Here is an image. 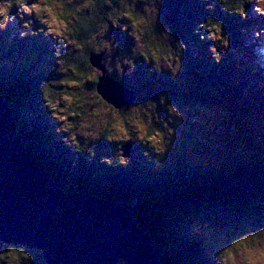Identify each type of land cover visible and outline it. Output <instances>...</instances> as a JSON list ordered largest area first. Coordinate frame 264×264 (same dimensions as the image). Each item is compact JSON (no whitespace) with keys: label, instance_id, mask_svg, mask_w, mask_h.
<instances>
[{"label":"trees","instance_id":"1","mask_svg":"<svg viewBox=\"0 0 264 264\" xmlns=\"http://www.w3.org/2000/svg\"><path fill=\"white\" fill-rule=\"evenodd\" d=\"M105 3L107 0H99V4ZM115 7L114 3L111 8L100 9L95 15L77 13L80 18L72 26L70 38L80 47L73 45V48L59 50L56 54L62 66L68 69L65 72L55 69L45 73L35 70L33 66L30 69L22 65V62L10 61L6 55L12 51V47L30 50L38 38H34L29 47L23 44L9 45L0 32V95L8 103L16 132L25 150L65 193L83 191L129 208L135 225L145 230L153 242L158 264H222L229 251L241 252L248 247L264 246V175L259 168L243 169L241 160L237 163L235 160L227 161L224 157H218L214 165L209 163L200 166L186 160L176 161L172 165L171 159L169 162L168 158L162 156L166 155L165 149L144 155V151L140 153L137 139H134L129 141L135 144L132 143L137 162L127 170L125 164L109 166L101 163L96 152V157L88 160L89 153H74L65 141L52 138V122L44 123L39 115L45 103L44 95L53 98L54 89L63 81L78 79L94 97H99L95 93L99 75L92 73L94 67L89 60L91 53L98 52L87 44L90 35L97 31L98 23H107L109 29H115L113 33L121 41L122 48L134 46V38L120 32L109 19ZM248 7L249 14L245 21L230 15L227 10L220 12L217 7V18L222 22L223 29L231 34V47L223 54L221 62L215 63L211 54L206 52L211 41H199L198 36H190L192 22L202 18L205 12L202 0H165L161 10V27L171 26L174 35L183 36L189 41V50L184 53V63L180 70L184 80L181 77L170 79L167 71L162 75L150 73L140 58L137 62L142 66L136 68L139 80L131 83L126 76L120 83L137 92V101L151 98L155 102L161 93H167L168 97L160 102L169 100L177 106L182 113L181 124L184 117H187L183 125L189 134L192 133V126L188 119L198 113V109H194L197 105L219 103L233 110V113L236 109H250L253 104L248 97H263L264 88L258 91L257 87L250 86L245 90V101L240 103L237 99L240 97V82L246 77L249 80V74H252L242 63L252 58L246 43L250 38L249 32L257 23L251 5ZM117 23H120L119 19ZM158 27L154 26L149 35L152 31H158ZM193 48L198 49V54L192 53ZM48 59L53 60V57ZM44 83L48 85L47 88L43 87ZM128 112L129 109L124 108L120 117L128 121ZM160 115H167V109L163 106ZM231 120L233 117L228 121H223V118L219 120L223 127L227 125V128L222 127L226 131L225 137L237 139L235 134L238 135V132L244 139L251 137V134L245 133L244 128L234 129L229 123ZM173 122L172 127H175L179 119L174 118ZM98 136L95 147L102 148L109 132L105 128ZM194 146L200 149L196 143ZM207 146L212 150L224 151L219 144ZM256 157L254 150L250 158L256 160ZM73 159L77 160L75 167ZM140 161L143 164L138 167ZM143 168H148L150 172L143 171ZM197 226H204V229H196ZM199 232L203 233L202 239L196 234ZM8 245L0 241V250L6 249ZM27 250L30 252L33 249ZM37 257L40 262L38 264H47L40 252H37ZM119 264H124V261L119 260Z\"/></svg>","mask_w":264,"mask_h":264},{"label":"clouds","instance_id":"2","mask_svg":"<svg viewBox=\"0 0 264 264\" xmlns=\"http://www.w3.org/2000/svg\"><path fill=\"white\" fill-rule=\"evenodd\" d=\"M114 3L116 7L113 8V14L109 19L120 32L134 38V46L129 49L122 48L121 41L115 33L104 38L109 25L98 23L97 31L90 35L87 44L95 48L96 52L104 53L102 58L105 62L101 65L104 71L101 73L99 69L93 68L92 73L106 77H112L115 74L116 80L122 82L126 76H133L137 61L142 58L143 65L147 66L150 73L162 75L167 71L170 74L169 78L175 79L183 67L184 53L189 50V41L183 36L174 35L171 26L161 27V10L165 0H107V3L103 5L99 4V0H15V2L0 0V31H6L11 23L19 19L22 37L43 33L46 37L52 38L55 51L61 43L64 44L65 50L72 45L78 48L80 46L70 38L73 32V27L70 25L74 26L80 18L77 13L95 15L100 9L111 8ZM202 3L205 12L202 18L192 22L190 36H198L199 41H211L206 52L211 54V59L215 63H220L223 54L231 47V34L223 29L222 22L217 18V7L220 12L227 10L230 15L238 16L241 21H245L249 14L248 6L251 5L252 13L258 17H264V0H243V3L241 0H202ZM10 12H14L15 16L10 15ZM137 12L138 14H135ZM117 19L120 23H117ZM154 26H159L158 31H152L150 36L149 32ZM262 34H264V27L252 28V35L255 38L258 39ZM98 37H100L99 40ZM192 53L198 54V49L193 48ZM56 64L58 66L57 60ZM57 70L58 72L68 71L63 66L58 67ZM63 83L76 85L78 79H66ZM43 87L47 88L48 85L44 83ZM60 95L66 100L72 99L70 94L63 91ZM165 97H168L167 93H161L155 102L151 98H145L128 105L136 109L139 114L132 121L125 122L124 125L113 123L111 131L114 135L111 136V140L127 142L130 135H135L137 143L144 146V155H149L150 151L152 153L160 151V146L166 143V137H170L174 131L171 127L174 118L182 115L177 106L169 100L160 102ZM44 99L52 117L59 123L57 132L67 133L64 138L66 143L70 139L74 142L75 136L70 137L67 130L71 125L61 123V121H67L68 116L61 114L65 109L58 107L59 100L48 95H44ZM161 106L167 109L166 116L160 115ZM81 137L84 138L83 143L76 147L70 143L69 147L74 153H89L87 159L91 160L95 155V143L99 136H89V133L85 132ZM85 137L89 138L85 139ZM129 159L130 157L122 153L119 148L115 153H110L108 156L103 155L100 158L102 163L109 166H114L116 162L126 165ZM72 163L75 167L77 160L73 159ZM198 228L201 229V226H197L196 229ZM236 256L237 253L229 251L225 264L228 261L236 264ZM259 259L264 262V256ZM33 260L34 258L25 245L9 244L6 249L0 250V264H29ZM248 264H253V262L249 260Z\"/></svg>","mask_w":264,"mask_h":264},{"label":"water","instance_id":"3","mask_svg":"<svg viewBox=\"0 0 264 264\" xmlns=\"http://www.w3.org/2000/svg\"><path fill=\"white\" fill-rule=\"evenodd\" d=\"M101 55L89 60L103 73ZM95 90L115 109L135 98L112 77L99 75ZM10 111L0 95V241L37 249L47 264H158L153 242L126 206L55 185L25 150ZM123 143L128 155L131 145Z\"/></svg>","mask_w":264,"mask_h":264},{"label":"rangeland","instance_id":"4","mask_svg":"<svg viewBox=\"0 0 264 264\" xmlns=\"http://www.w3.org/2000/svg\"><path fill=\"white\" fill-rule=\"evenodd\" d=\"M15 5H13L14 7ZM10 15L13 17L15 16L14 12H10ZM27 18V17H26ZM259 22L261 24L260 27H264V17H259ZM72 27V25H70ZM115 29H109V31H106L104 35V38H108L109 35L114 31ZM8 31V33H7ZM117 31V30H116ZM1 34L5 37V41L7 44H23L24 46L29 47V45L34 41V38L38 37L36 39V42H33V45L31 46L30 50H19L16 47L11 48V52H9L6 55V58L9 59L10 61H16L18 63L22 62V65L30 67L32 69V66L35 70H42L46 72H53L55 69H58V67L62 66V61L61 59H58L56 54L59 50L63 51L64 44L61 43L56 51L55 48L53 47L54 41L50 36L46 37L43 33H39L37 35H27L26 37H22L20 35V21L17 19L13 23H11L6 31H0ZM251 38L250 41L252 42H257L258 45H255L254 49L256 52H260V50H264V34H262L258 40L256 41ZM46 47L44 48V46ZM48 45H50L48 47ZM262 45V47H260ZM7 47V46H6ZM70 48H73L72 46H69ZM44 48L43 51L41 49ZM124 49H129V48H124ZM7 51V50H6ZM262 53V52H261ZM31 54V55H30ZM264 54V53H263ZM27 55V56H26ZM25 56V57H23ZM52 56L53 60H50L47 58ZM23 57V58H22ZM104 57V54L102 55ZM22 60V61H20ZM56 60L58 61V66L56 64ZM25 62V63H23ZM102 62H105V59L102 58ZM251 70H255L258 68L256 65L252 62L251 64ZM137 66L141 68V64L137 62ZM122 67V66H121ZM137 71V70H136ZM133 74L132 77H128V81L131 83H135L139 80V77L137 73ZM264 73V71H263ZM180 74V72H179ZM179 74L176 76V78H180ZM258 77H261V73H257ZM115 78V74L112 76ZM116 79V78H115ZM120 83V82H118ZM250 86L255 85L256 87L259 88L261 86L262 81L258 80H251L249 81ZM128 87V86H127ZM129 88V87H128ZM54 97L53 99H58L59 100V108L65 109L62 115H67L68 120L67 121H61L62 124H70L71 126L68 127V132L71 136H75V141L73 142L71 139L66 143V144H73V147H76L77 145L81 144L84 142V138L81 137L83 133L88 132L89 136L91 135H98V133L103 130L107 129L109 132V136L105 139L104 145L102 148H97L95 147V152L97 153V158L101 162L100 158L103 155H110V153H115L117 151V148H122V145L120 144L121 141H112L111 136L114 135V133L111 131L113 123L118 124V125H124L125 122H130L132 121L139 113L136 109H132L129 106L128 107H122L120 110L113 109L112 106L106 104V102L103 101L100 97H94L93 94L84 86L82 83L78 82L76 85H69L65 83H61L58 88L54 89ZM61 91L68 93L71 95L72 99L71 100H66L64 99L60 93ZM85 97V98H84ZM139 102L136 99L134 100V103ZM132 103V104H134ZM254 109H248L245 111L246 113H240L238 112V116L232 120L233 125H236L237 129L244 128L243 130L245 133H250V130L252 129L255 132L256 138L260 140V137H264V130L259 131L256 123H247L246 119L247 116H253L254 115V110L256 109L257 112H259L258 108H264V100L260 99L257 103H254ZM124 108L129 109V119L128 121L124 120L123 118L120 117L121 111L124 110ZM194 109H198V113L194 115L193 118L190 119L191 123L194 124L192 127L191 131H201V128H205L202 133H200V138L203 141H212L214 137L216 136L219 131L222 130V125L219 122L220 118H223V114L221 111L220 106H204V105H197ZM39 115L41 118L45 121L44 123L48 124L51 123V127L53 126V130H50V133H52V138L54 140H59V141H65V137L67 136V133L60 131L57 132V128L59 127V123L52 117L51 112L49 108L46 106V102L43 105V110L42 112H39ZM256 116V115H255ZM263 116L262 115H257L256 119H261ZM187 118V117H186ZM184 117V119H186ZM179 119V123L175 125V127H172L174 125V122L172 123L171 127L174 130L173 133L171 134L170 137H166V143L161 145V149H165L166 152L162 154L164 156L163 158H168L169 162L170 159L172 160L173 164L181 159L184 160H198V157L196 155L195 151L188 152L185 149H180V146L184 145L185 147L188 145V143L191 141L190 139V134L185 131L186 128L184 125L181 124V116L177 118ZM183 119V120H184ZM182 120V122H183ZM199 131V132H200ZM89 137H85L87 139ZM137 139L135 135H130L129 140ZM228 143L232 144V140L225 137H220V135L217 136V143ZM96 144V143H95ZM126 144V142L123 143V146ZM263 144L259 142V147H262ZM90 146L91 142H90ZM120 146V147H119ZM141 147L144 148L143 145ZM124 148V147H123ZM133 153V152H132ZM131 153V155H132ZM217 156L216 159H218L219 156L223 155V151H216ZM230 154V151L227 152V155ZM93 156L94 157H96ZM137 159V158H136ZM102 163V162H101ZM118 163V162H116ZM134 160H128L127 162V167L124 166L125 168L132 167L134 164ZM143 164L141 161L138 163V167ZM170 163L167 165L169 167ZM117 168V167H116ZM143 171H148L150 170L148 168H143ZM198 236H200V239L203 237V233L199 232L196 233ZM37 249H33L30 251L32 257L34 258L33 261H30L34 264L40 263L38 261L37 257ZM233 253H237L236 256V264H248L249 260L253 262V264H264L259 257L264 256V246L258 247V248H251L248 247L244 249L243 251H233ZM228 264H231L230 261H228ZM225 264V261L223 262Z\"/></svg>","mask_w":264,"mask_h":264},{"label":"bare ground","instance_id":"5","mask_svg":"<svg viewBox=\"0 0 264 264\" xmlns=\"http://www.w3.org/2000/svg\"><path fill=\"white\" fill-rule=\"evenodd\" d=\"M96 69V68H95ZM52 134V133H51ZM35 156V155H34Z\"/></svg>","mask_w":264,"mask_h":264}]
</instances>
